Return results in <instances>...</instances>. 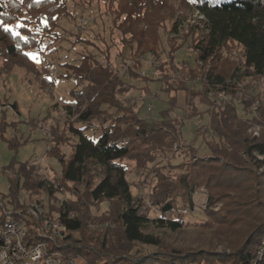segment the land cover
<instances>
[{"label":"trees","instance_id":"obj_1","mask_svg":"<svg viewBox=\"0 0 264 264\" xmlns=\"http://www.w3.org/2000/svg\"><path fill=\"white\" fill-rule=\"evenodd\" d=\"M105 4L111 28L121 33L124 47L134 55L158 53L156 31L165 11H183L172 32L179 35L175 39L181 45L189 44L195 51L198 67L184 66L185 78L177 83L165 78L163 91L171 106L178 102L176 93H186L184 101L192 108L187 120L201 114L194 100L207 107L209 122L197 135H203L211 155L197 157V138L182 139L185 119L171 118L170 109L161 112L160 121L137 116L119 95L132 86L113 70L109 57L102 61L84 54L78 62H59L64 71L57 78L74 81L66 110L75 117L70 132L78 138L67 156L63 147L71 136L51 128L46 155L61 165L60 176L46 179L37 164L14 159L3 169L9 191L0 192V199L22 210L27 205L21 193L47 194L51 202L46 217L65 226L61 237L49 241L50 252L82 257L87 264H264V101L256 93L264 79V0H105ZM195 13L200 21L187 23L188 15ZM73 17L69 0H0V78L7 81L18 67L40 88L51 89L55 78L43 77L33 57L59 53L65 41L58 31L60 22ZM80 42L84 41L78 36L74 43ZM179 47L173 44L172 50ZM236 51L238 60L231 58ZM139 65L138 59L134 67ZM129 76L137 77L133 68ZM220 92L228 100L218 102ZM8 104L7 99L2 102ZM10 105L18 110L17 103ZM6 117L4 112L0 136L18 149L30 139L7 137L8 130L21 122H8ZM43 121L25 123L34 132ZM256 127L259 136L250 132ZM91 130L100 135L91 137L87 134ZM174 144L189 156L180 164L187 171L173 178L165 174L164 166L153 170L157 184L151 203L158 214L151 217V209L133 197L123 162H135V169L144 174L158 154ZM202 186L209 191V206L225 201L219 211H207L208 220L196 224L209 231L210 238L196 247L168 243L163 232L191 228L178 204L191 208L192 194ZM60 193L72 198L57 204ZM37 234L30 229L28 244L42 239ZM218 245L224 246L222 251H217ZM143 247L151 250L144 252Z\"/></svg>","mask_w":264,"mask_h":264},{"label":"rangeland","instance_id":"obj_2","mask_svg":"<svg viewBox=\"0 0 264 264\" xmlns=\"http://www.w3.org/2000/svg\"><path fill=\"white\" fill-rule=\"evenodd\" d=\"M69 5L74 17L62 19L58 30L60 34L65 35V41L62 43L63 49L54 55H44L43 57L35 55L36 58H33L43 77L49 76V67L53 66L57 69V76L52 88H40L30 74L18 67L14 69L7 81L4 82L3 78H0V106H3L2 102L5 99L8 100L9 104L17 103L18 105V110L14 109V113L13 111H5L6 120L8 122H21L18 128L8 130L7 137L23 135L24 140L30 139L18 149H12L8 146L6 140L0 136V192L7 194L9 191L8 176L3 172V169L14 159L18 162L30 161L37 164L40 174L46 179L51 180L56 174L60 176L61 165L56 159L48 158L46 155L47 145L50 144L52 137L51 128H57L59 134L71 136L68 144L63 147V153L67 156L71 154L72 147L78 141V138L70 132V125L74 122L75 117L68 115L66 110V106H69L72 102L69 92L74 87V81L57 78L64 71L59 62H78L84 54H94L102 61L106 56L109 57L113 70L132 86L129 87L130 89L126 94H119L120 98L141 119H146L149 122L160 121L162 120L161 112L167 109H170L171 118L185 119V126L182 128V139L186 142H192L197 138L195 144L197 157L208 158L211 152L203 135H197V130L204 128L209 122V115L206 113L207 107L202 105L199 99L194 100V104L201 114L187 120L186 115L192 112V108L187 101H184L186 93L184 91L176 93L178 102L171 106L169 96L163 91L165 78L177 83L178 80H181L180 78H185L184 66L188 65L191 69L198 67L195 51L189 44L181 45L182 42L175 39L179 35H174L172 32L176 16L182 14L183 11L179 8H177L178 12L165 11L163 19L160 21L161 24H159L160 27L156 31L158 41L156 40L155 46L159 49L158 53L140 54L141 52H137V55H134L130 49L124 47L121 33L111 28L112 17L105 0H69ZM84 18L88 23L85 27H82L81 24ZM187 19V23L194 24L200 21L201 18L195 13L189 14ZM77 33L79 35H76ZM181 33L186 34L187 30L182 28ZM78 36L84 42L74 43ZM173 44H176V47L180 44V47L177 50H172ZM239 57L237 51L231 54V58L235 60H238ZM138 59L140 65L134 67ZM130 68L134 69L137 77L129 76ZM193 83H190V85ZM256 93L264 101V79H261L257 84ZM186 96L188 98V95ZM2 117L3 115H0V126ZM29 119L44 121L41 122V128L31 132L30 126L25 123ZM74 126L82 128L84 124L74 123ZM256 128L251 129L250 132L253 133ZM258 132L260 133L259 127ZM87 134L96 139L100 135V131L91 130ZM176 147L177 145L174 144L172 147L160 152L156 160L148 165V169L144 174L135 169V162H123L128 168L127 180L131 184L133 197L151 209V217L158 214L157 208L153 207L151 203L153 188L157 184L156 173L153 170L164 166L163 171L165 174H170L173 178L187 171L186 165L180 164L189 156L185 157L181 153L182 150L177 151ZM29 196L21 193L20 199L25 200L27 206L40 205L45 211L44 214L48 212L51 200L47 194L39 193ZM69 198H72L70 194H57V204ZM192 199L193 206L191 208L188 206L183 207L181 203L178 204L179 208H188L189 213L185 217L187 221L192 223L191 228L173 234L163 232L167 235L166 240L168 243L172 245L181 247L203 246V240L209 239L208 234L211 233L203 231L196 224L208 220L207 211L217 212L225 203V201H219L217 204L209 206V191L204 186L193 192ZM0 203L8 209H14L6 200L0 199ZM94 212L96 214L100 213L98 211ZM53 222L56 225L58 224L56 220H53ZM55 228L57 234L62 231L58 226ZM63 232L61 233L63 234ZM55 236L56 238L59 237ZM223 248V245H218L217 251H222ZM142 249L144 252L151 250L150 247H143ZM58 253L63 255L61 252ZM74 259L77 264H87L82 257Z\"/></svg>","mask_w":264,"mask_h":264},{"label":"built area","instance_id":"obj_3","mask_svg":"<svg viewBox=\"0 0 264 264\" xmlns=\"http://www.w3.org/2000/svg\"><path fill=\"white\" fill-rule=\"evenodd\" d=\"M87 23L88 21L84 18L81 26L85 27ZM57 72L55 67H49L48 78H56ZM216 99L218 102H225L228 100V96L220 92ZM5 111L14 113L15 110L10 104L0 106V115H3ZM253 133L255 136H259L258 127ZM49 149L50 144L47 145V150ZM178 212L186 215L189 210L181 208ZM44 213L45 211L40 205H29L25 209L15 210L8 209L0 203V264H77L74 258H66L58 252H50L49 241H54L55 235L60 237L65 226L59 221L56 225L52 220H48ZM21 216L24 218H20ZM36 223L39 224L38 227H36ZM56 226L62 229L58 234ZM33 227L42 239L36 243L28 244L32 238L30 229Z\"/></svg>","mask_w":264,"mask_h":264},{"label":"snow or ice","instance_id":"obj_4","mask_svg":"<svg viewBox=\"0 0 264 264\" xmlns=\"http://www.w3.org/2000/svg\"><path fill=\"white\" fill-rule=\"evenodd\" d=\"M193 2H196V0H193ZM5 30L8 31V30H12V29H10V27H8V26H5ZM16 34L19 35V33H16ZM33 58L35 59L36 57L34 56Z\"/></svg>","mask_w":264,"mask_h":264}]
</instances>
